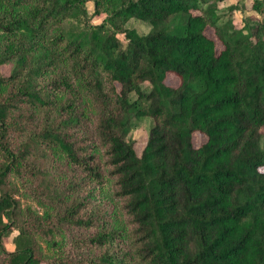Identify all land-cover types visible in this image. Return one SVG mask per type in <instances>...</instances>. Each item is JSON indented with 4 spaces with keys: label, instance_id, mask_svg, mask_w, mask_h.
Segmentation results:
<instances>
[{
    "label": "trees",
    "instance_id": "obj_1",
    "mask_svg": "<svg viewBox=\"0 0 264 264\" xmlns=\"http://www.w3.org/2000/svg\"><path fill=\"white\" fill-rule=\"evenodd\" d=\"M1 1L0 264L46 262L38 238L47 264H264V0L239 29L223 0H109L102 24L67 31L58 25H78L88 2L100 13L104 0ZM132 20L150 30L127 28ZM83 93L104 109L95 131L108 176L80 134ZM145 119L139 155L130 137ZM65 160L101 189L112 183L132 256L60 180ZM16 182L53 210L21 219ZM72 232L70 244L55 239Z\"/></svg>",
    "mask_w": 264,
    "mask_h": 264
},
{
    "label": "rangeland",
    "instance_id": "obj_2",
    "mask_svg": "<svg viewBox=\"0 0 264 264\" xmlns=\"http://www.w3.org/2000/svg\"><path fill=\"white\" fill-rule=\"evenodd\" d=\"M253 1L254 0H223L219 3L218 8L222 10V13H225V20H231L233 25L237 29H239L244 26V19L248 18L249 20V18L256 17V14L251 11ZM109 3V0H104L101 9H99L100 13H98L96 11L94 2L90 1L86 5L88 10V18L82 16L83 18L81 19V21L79 20L80 22L78 23V25L76 20H69L67 22H64L62 25H58L57 28L62 31L75 30L74 28H76L77 26H81L79 28H83L86 21H89V24L91 25H100L108 17L109 9L106 10V8H109ZM0 7L1 10H4L3 8L8 9L7 4L2 2L1 0ZM27 9L29 8H24V10ZM126 27L134 28L140 34H146L150 30L148 24L134 20L130 21L126 25ZM206 33L209 37L216 41L218 51H221L223 46L218 40L215 31L209 28ZM119 38L120 40L125 41V36L123 33L119 34ZM10 72L11 68L9 65L2 68V73L5 76H8ZM167 82L169 85L176 87L179 85L180 80L177 76L170 74ZM65 101L66 100H64L62 105L65 104ZM83 101L88 114V116L86 114L88 123L86 124L85 128H80L82 130L80 134H82L83 136H87L89 143H91V147L99 149L98 159L105 169V176H108V167H106L105 164L104 151L102 147H100L99 142L96 139L97 134L95 131V126L97 124L96 122L104 113V109L102 108V105L98 100L91 99L90 96L84 93ZM152 124L153 123L151 119H145L141 121L137 125L136 129H134L131 133L130 138L134 141L136 151L139 155L142 154L146 146L149 130ZM193 141L196 147H200L205 143L206 137L201 133H195L193 136ZM60 166L62 168V172L60 173L62 177L60 178V180H62V182H65L66 184H76V187H74V196L78 200L84 201L88 206L89 211H100L101 214H104L105 218L109 221L110 230H112L113 232L118 230L119 232H121L119 234L124 235V238L122 237L120 239L122 250L128 255L132 256V244L129 235L127 234L124 215L123 211L121 210V203L114 197L112 183L110 181L108 182L107 178L105 186L101 189L97 181L90 182L89 178H86L82 173L78 172L76 169L70 166L66 160L61 161ZM36 182L40 183V179ZM16 185L20 190V193L17 195V199L20 202L19 212L22 217L21 219L24 218L26 220L29 216L34 214L43 215L46 211V208L53 210V206L51 203H48L46 206L39 204L36 200H34L33 194L30 191H26L21 183L16 182ZM78 234L79 232H72L69 235L56 236L55 239L61 244H70L69 242H71L73 238ZM17 235L18 232L14 231L8 242L5 243V247L9 252H13L15 250L14 238H16ZM37 241L41 250L40 254L43 257L44 261L47 262L53 256V253L49 250L48 244L45 243L41 238H38ZM46 262H44L43 264H47Z\"/></svg>",
    "mask_w": 264,
    "mask_h": 264
}]
</instances>
